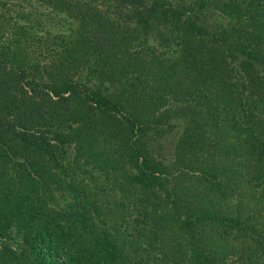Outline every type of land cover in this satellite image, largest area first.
I'll return each mask as SVG.
<instances>
[{"label":"trees","instance_id":"trees-1","mask_svg":"<svg viewBox=\"0 0 264 264\" xmlns=\"http://www.w3.org/2000/svg\"><path fill=\"white\" fill-rule=\"evenodd\" d=\"M0 264H264V0H0Z\"/></svg>","mask_w":264,"mask_h":264}]
</instances>
